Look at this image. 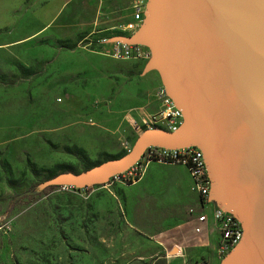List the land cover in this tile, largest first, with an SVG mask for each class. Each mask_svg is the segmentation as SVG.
Returning <instances> with one entry per match:
<instances>
[{
	"label": "rangeland",
	"instance_id": "obj_1",
	"mask_svg": "<svg viewBox=\"0 0 264 264\" xmlns=\"http://www.w3.org/2000/svg\"><path fill=\"white\" fill-rule=\"evenodd\" d=\"M133 1L0 0V264H167L186 243L195 193L179 165L41 187L125 155L153 112L157 73L95 41L129 33Z\"/></svg>",
	"mask_w": 264,
	"mask_h": 264
},
{
	"label": "water",
	"instance_id": "obj_2",
	"mask_svg": "<svg viewBox=\"0 0 264 264\" xmlns=\"http://www.w3.org/2000/svg\"><path fill=\"white\" fill-rule=\"evenodd\" d=\"M109 41L149 50L142 73H157L182 123L172 132L143 130L120 158L41 187L104 185L148 147H195L208 200L242 228L218 264H264V0H145L139 27Z\"/></svg>",
	"mask_w": 264,
	"mask_h": 264
},
{
	"label": "built area",
	"instance_id": "obj_3",
	"mask_svg": "<svg viewBox=\"0 0 264 264\" xmlns=\"http://www.w3.org/2000/svg\"><path fill=\"white\" fill-rule=\"evenodd\" d=\"M132 22L130 23L129 34L133 33L141 24L144 11V3L141 0H134L131 3ZM126 35V36H127ZM110 38H98L96 43L102 44L107 56L116 61L142 60L146 62L149 58V50L141 45H127L119 42H111ZM151 104L153 112L144 115L141 119L143 130L161 129L167 132L175 131L182 123L180 111L173 105L165 95L161 85H158L151 93ZM149 163L176 164L183 167L190 180V188L196 194L200 208L208 211L211 227L207 228L208 218L204 213L195 214L192 208L188 209V215L194 216L197 223L206 225L205 235L215 232L217 243L214 249V259L219 262L241 239L242 228L236 218L221 210L213 202L208 200L210 193V180L207 176L204 160L201 152L195 147L180 149H163L148 147L140 159L126 171L111 176L105 183L120 182L125 184L135 183ZM104 184V185H105ZM64 189L82 190L71 186H62ZM192 234L202 233L199 226L191 229ZM204 258L189 261L186 264H210Z\"/></svg>",
	"mask_w": 264,
	"mask_h": 264
},
{
	"label": "crops",
	"instance_id": "obj_4",
	"mask_svg": "<svg viewBox=\"0 0 264 264\" xmlns=\"http://www.w3.org/2000/svg\"><path fill=\"white\" fill-rule=\"evenodd\" d=\"M130 13H131V21L130 22H132L131 4H130ZM158 85H160V83H157V85H156V83L153 82V86L157 87ZM188 179H189V177H188ZM191 208L194 210L195 214H200V213H204L205 212V214H206V216L208 218L207 228H210L211 227L210 215H209L208 211H206V210L203 211V209L200 208V204H199V201H198V198H197L196 194H195V197H194L193 206ZM188 216L191 219L192 227L189 230L190 234L188 235L187 241L184 244V246H181V245H178V244L177 245L174 244V245L171 246L172 248L176 247L177 248V252L175 254H169L170 250L172 249L171 248L169 250V252H168L167 257H166V263L167 264H186L189 261H193V260L198 259V258H204V259L216 264V260L213 258L214 257V255H213L214 249H215L216 243H217V235H216V233L212 231V232H209L208 235H205L204 231L206 229V225L201 224V223H197L195 221V219H194L195 218L194 216H190V215H188ZM194 226H199L201 231H202V233H200L198 235L192 234L191 229ZM195 243H199V244L204 245V248L208 251L207 254H206V256H207L206 258L203 257V256H198V257H196L194 259L189 257V255L187 254V250L192 249V248H196L197 245H195ZM176 254H181V255L177 256Z\"/></svg>",
	"mask_w": 264,
	"mask_h": 264
},
{
	"label": "trees",
	"instance_id": "obj_5",
	"mask_svg": "<svg viewBox=\"0 0 264 264\" xmlns=\"http://www.w3.org/2000/svg\"><path fill=\"white\" fill-rule=\"evenodd\" d=\"M115 159H117V158H115ZM53 187H55V186L50 185L49 189H51V188H53Z\"/></svg>",
	"mask_w": 264,
	"mask_h": 264
}]
</instances>
